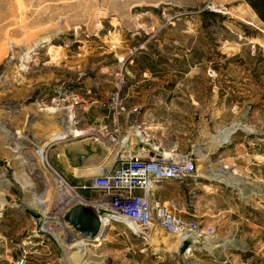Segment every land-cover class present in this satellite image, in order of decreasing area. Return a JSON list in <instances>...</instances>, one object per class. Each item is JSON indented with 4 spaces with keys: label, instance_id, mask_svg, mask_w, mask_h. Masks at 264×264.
<instances>
[{
    "label": "rangeland",
    "instance_id": "rangeland-1",
    "mask_svg": "<svg viewBox=\"0 0 264 264\" xmlns=\"http://www.w3.org/2000/svg\"><path fill=\"white\" fill-rule=\"evenodd\" d=\"M130 142L228 181L217 200L234 221L181 218L185 239L157 228L168 250L153 260L138 252L150 239L101 222L119 230V264H264V0H0V205L30 209L23 200L48 182L34 230L55 224L54 239L78 242L52 217L58 202L63 216L75 206L59 162L81 145L107 154ZM31 240L14 242V264Z\"/></svg>",
    "mask_w": 264,
    "mask_h": 264
},
{
    "label": "crops",
    "instance_id": "crops-1",
    "mask_svg": "<svg viewBox=\"0 0 264 264\" xmlns=\"http://www.w3.org/2000/svg\"><path fill=\"white\" fill-rule=\"evenodd\" d=\"M137 143L126 146L123 150L118 149L115 153H105L100 148L87 149L85 145L78 146L72 153L73 158H69L66 161L59 162L61 173L71 183L81 185L88 184L91 178L96 176H102L116 166L119 158L125 153L126 149L133 154L141 155L142 157H152L155 154L146 153L143 150H138ZM137 150V151H136ZM137 152V153H136ZM211 152H209L210 155ZM195 165V163H194ZM202 172V171H201ZM199 173L195 167V173L192 177L183 180H152L151 188L148 192V200L151 205L160 204L168 200H174L178 205L179 216L181 218L195 217L200 222L206 223L207 220H214L221 214L222 220H230L233 217H229L224 212L231 211L230 203L228 207H224L223 203L217 200L222 194V189H231L232 186L225 179L215 178L212 175ZM198 177V178H196ZM34 187L35 184H29ZM16 191H23L25 187L15 184ZM45 194L37 195L33 193L32 196L23 200L25 203L30 204L28 207H17L13 204V197H6L5 206L0 205V264H14L10 252L14 250V242H21L26 237L30 236L32 239V253L27 257L26 264H119L120 251L116 245L118 244V229L111 224L104 240H95L92 242L85 241L78 233L72 230L70 227L71 237L77 238L82 242L66 243L61 241L60 237L56 240L54 235L33 236L34 227L30 220V214H34L35 210L39 208V203L44 201L51 202L53 199V187L46 182ZM211 189L215 196V200L211 199L210 193L204 191L205 189ZM214 188V189H213ZM200 189L203 190L200 193ZM217 191V192H214ZM239 191V190H238ZM234 192V203L240 204L242 199L240 192ZM136 195H141V191H136ZM82 195L85 197H99L100 192L96 191H84ZM212 195V194H211ZM256 198V193H254ZM244 199V198H243ZM55 200L54 202H56ZM58 202V201H57ZM245 204L243 209L245 208ZM41 207V206H40ZM67 207L61 206V203L57 204L56 216L59 217ZM236 212L239 209L236 208ZM55 212V211H54ZM37 215V214H35ZM236 214L235 217H238ZM239 218V217H238ZM41 220V219H40ZM234 221V219H233ZM55 222V219H54ZM240 225V223H233ZM55 225V224H54ZM67 227V226H66ZM157 229V228H156ZM156 229L152 234V237L146 243L148 248L141 247L138 249L139 253H144V257L152 260L158 257L159 252H166L168 249L163 248L161 240L156 239ZM123 235H127L124 231ZM73 238V239H74ZM129 248L126 249V251ZM134 252V249L132 250ZM124 257L121 256V258ZM18 259V258H17ZM127 260L132 259V255H127ZM124 260L122 259L121 262Z\"/></svg>",
    "mask_w": 264,
    "mask_h": 264
},
{
    "label": "built area",
    "instance_id": "built-area-1",
    "mask_svg": "<svg viewBox=\"0 0 264 264\" xmlns=\"http://www.w3.org/2000/svg\"><path fill=\"white\" fill-rule=\"evenodd\" d=\"M194 172V161L191 156H183L173 162L164 163L156 156L142 158L140 155L124 153L112 171L91 178L88 185H73L70 191L75 194L76 199L91 205L100 219L108 215L107 221H101L103 223L110 224L114 217L120 219L130 229L138 231L145 239H150L156 228L185 239L189 238L192 232L184 226V220L178 216L176 202L169 200L151 205L148 192L152 180H180ZM86 189L102 192L101 198H84L80 191ZM136 191H141V195H136ZM60 217L63 218V215L53 218L56 220ZM53 227L51 224L42 226L39 231H34L33 236L43 233L49 234L50 237ZM18 249L21 257L16 264H25L30 249L22 244L18 245Z\"/></svg>",
    "mask_w": 264,
    "mask_h": 264
},
{
    "label": "water",
    "instance_id": "water-1",
    "mask_svg": "<svg viewBox=\"0 0 264 264\" xmlns=\"http://www.w3.org/2000/svg\"><path fill=\"white\" fill-rule=\"evenodd\" d=\"M63 221L87 242L104 240L109 229V224L101 223L95 209L84 206H74L68 210L63 216ZM133 231L138 233L136 230ZM189 245H191L189 241L183 242L180 251L183 252Z\"/></svg>",
    "mask_w": 264,
    "mask_h": 264
},
{
    "label": "bare ground",
    "instance_id": "bare-ground-1",
    "mask_svg": "<svg viewBox=\"0 0 264 264\" xmlns=\"http://www.w3.org/2000/svg\"><path fill=\"white\" fill-rule=\"evenodd\" d=\"M68 190V189H67ZM66 198L69 203L73 201V203L75 204V206H84V207H89V208H93L91 205H89L88 203H85L83 201H80L79 199L75 198V194L73 192H71L70 190L67 191L66 196H63V199ZM73 208V207H72ZM94 209V208H93ZM70 210V209H69ZM65 215V214H64ZM108 216H102L100 221H107ZM152 237V236H151Z\"/></svg>",
    "mask_w": 264,
    "mask_h": 264
}]
</instances>
